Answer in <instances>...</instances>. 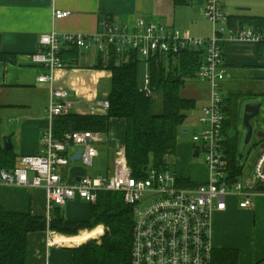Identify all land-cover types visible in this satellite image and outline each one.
<instances>
[{
  "label": "crops",
  "instance_id": "obj_1",
  "mask_svg": "<svg viewBox=\"0 0 264 264\" xmlns=\"http://www.w3.org/2000/svg\"><path fill=\"white\" fill-rule=\"evenodd\" d=\"M205 1L191 0L187 6H176L175 0H0L1 49L14 58V61L0 63V143L5 151V139L12 137L14 148L6 151L12 152L15 156V165L11 169L20 166L24 157L39 153L42 133L48 126L47 109L53 88L69 93L71 110L68 115L108 114V110L101 104L108 101L112 89V73L97 68L99 59L106 62L108 58L101 57L96 50L83 51L65 47L62 54L65 68L54 72L53 84L40 83L39 78L47 75L48 71L34 65L31 57L40 50L42 35L51 32L60 35H94L101 31V22L108 19L132 30L136 29L142 20L146 25L157 24L169 29L176 28L194 38L209 39L213 36V25L204 15ZM219 2L228 25L232 28H241L243 25L237 22L235 26H231L229 23L231 19L264 18V0ZM55 10L69 12L70 16L55 20ZM247 27L249 24L242 28ZM224 59L225 122H231L225 135L228 156L227 142L232 138L230 136L232 121L238 117L240 100L248 95L264 97V44L225 40ZM140 65L143 74L138 72V81L140 88H143L145 76L150 72V65L144 60H141ZM254 86L259 90H253ZM210 95L211 88L208 83L198 79L186 81L180 96L185 100H193L196 108L189 113L183 127L184 134H188L191 129L194 130V134L199 131L197 120L201 116L202 108L209 103ZM101 135L103 141L96 146L100 154L95 167L86 169L79 162H74L63 170L66 181L73 182L86 175L111 174L116 149L125 146L126 122L111 120L108 134ZM178 140L176 163L172 170L180 177L181 186L194 188L205 184L209 180L206 166V172L197 169L195 174L194 169L187 167L191 157L193 161L199 158L195 156V149L193 152V142L191 143L187 137ZM259 142L262 144L264 141ZM102 156L106 157L107 166L102 172L96 173V169L100 168ZM236 161L237 167L241 170L236 179L240 180L244 168L239 162L237 148ZM229 167L232 176L235 177L231 165ZM253 176L247 178L245 183L251 184ZM186 182L190 186H186L184 184ZM253 201L255 203L253 209L242 210L239 208V200L232 197L229 198L224 212L214 213L212 222L214 264L223 252H238V264H259L264 261V194H256ZM0 204L7 212L31 214L34 217L46 218L48 222L56 214H60L69 222H86L90 218L92 206L85 201L75 200L63 208L56 207L49 212L46 192L24 187H1ZM103 228L105 229L104 226ZM103 228L92 231L93 235L101 237L104 233ZM99 229H102V233L98 232ZM84 232L87 230L79 233ZM62 236L74 237L50 229L31 234L28 264H73L72 247L80 245L83 241L80 242L79 236L74 238Z\"/></svg>",
  "mask_w": 264,
  "mask_h": 264
},
{
  "label": "built area",
  "instance_id": "obj_2",
  "mask_svg": "<svg viewBox=\"0 0 264 264\" xmlns=\"http://www.w3.org/2000/svg\"><path fill=\"white\" fill-rule=\"evenodd\" d=\"M204 15L213 25V36L209 39L194 38L176 28L146 25L142 20L132 30L107 19L101 22V31L94 35L56 32L42 35L40 50L31 61L48 71L38 81L53 84L54 72L65 68L62 57L65 47L96 50L106 59L111 54L128 59L130 53H136L149 65L158 56L204 50L205 58L197 79L210 85L211 95L209 103L201 110L197 120L199 131L192 141L209 171L205 184L194 188L181 186L180 177L171 168L147 169L146 177L139 179L128 164L125 146L116 149L110 175H86L80 177L79 182V178L66 181L63 170L73 163L72 158L79 151H82L79 163L86 169L95 167L100 154L96 146L103 139L101 134L92 132H68L62 137L55 133V121L68 115L71 104L67 91L53 88L47 109L48 126L42 133L39 153L24 157L21 165L11 170L0 166V188L44 190L49 212L75 200L94 205L101 192L121 194L135 213L132 264H214V213L224 212L232 197L239 200L240 209H253V197L264 194L257 191L264 187V152L256 163L251 184L234 179L230 172L225 149L224 42L264 43V28L230 27L219 0H206ZM69 16V12L54 11L55 20ZM141 91L147 97L153 95L150 72L145 76ZM101 106L107 110L110 107L108 101ZM144 203L150 204L145 210H138Z\"/></svg>",
  "mask_w": 264,
  "mask_h": 264
},
{
  "label": "trees",
  "instance_id": "obj_3",
  "mask_svg": "<svg viewBox=\"0 0 264 264\" xmlns=\"http://www.w3.org/2000/svg\"><path fill=\"white\" fill-rule=\"evenodd\" d=\"M190 2L175 0V5L187 6ZM237 22L243 25L241 28L246 24L257 29L264 28V18L229 20L231 26ZM204 58L202 49L153 58L150 61L151 97H147L140 88L138 67L141 59L138 54L130 53L128 59L111 54L106 62L99 59L97 68L112 73V89L107 98L110 105L108 114L62 116L54 123L55 133L59 137L76 131L107 135L111 120H124L126 156L135 177L145 178L146 169L170 168L169 159L177 151L180 130L188 120L189 113L196 108V103L182 99L180 92L187 80L197 79ZM8 61H14V58L2 51L0 36V63ZM229 126L231 122H225V135ZM227 144L228 160L235 173L233 178L236 179L241 173L236 161V138H231ZM14 161L13 153L1 147L0 166L11 169L15 165ZM184 184L190 186L187 182ZM134 223L133 208L125 204L121 194L112 192L99 194L86 222H69L60 214L48 222L46 218L31 214L7 212L0 204V264H28L31 234L50 229L59 234L78 237L80 231L103 226L105 234L100 241L91 238L72 247L73 264H132ZM238 258V252H223L217 257L216 264H238ZM259 264H264V261Z\"/></svg>",
  "mask_w": 264,
  "mask_h": 264
},
{
  "label": "rangeland",
  "instance_id": "obj_4",
  "mask_svg": "<svg viewBox=\"0 0 264 264\" xmlns=\"http://www.w3.org/2000/svg\"><path fill=\"white\" fill-rule=\"evenodd\" d=\"M139 73H142V66L140 65L139 67ZM245 87V86H243ZM252 89V88H251ZM255 91H258L259 88H256V86H254ZM248 93V92H247ZM244 95H246V92L244 93ZM255 103H259L263 105L262 108V113L259 116V118H257L255 121H253V126H254V137L251 140V142L249 144H246V136H247V129L244 127L243 124V116H244V110L245 107L249 104H253L255 105ZM239 114L237 117V120L233 121V127L231 129V135L232 138H236L237 141V153H238V159L239 162L241 164V166L244 168V172L243 175L241 176L240 180L241 182L245 183L247 181V178H251L254 175L255 172V166L256 163L258 161V159L260 158L261 154H262V149L260 148V142L256 137V134L258 132H264V97H253V96H244L242 97V99L240 100L239 103V110H238ZM194 135V130H190V132L188 134H184V128H181L179 136L180 138H184L187 137L190 139V142L192 143V138ZM179 138V139H180ZM193 145V152H194V144ZM176 155V153H175ZM173 156L169 159L170 161V168L174 169V164L176 163V156ZM104 156L101 157L100 159V168L96 169V173H100L102 172L103 169H105L106 165V161H105ZM188 169L191 168V170L194 169L193 173L195 174V171L197 169L200 170V172H206L205 169V164L203 161V156H200L199 158L195 159V161L192 160V157L189 159V165H187ZM196 179V178H195ZM246 180V181H245ZM195 181H199V180H195ZM150 203H144L143 205H140L138 207V210H145L146 207L149 206ZM99 227V226H98ZM97 228V227H96ZM96 228H94L93 230H95ZM93 230H87V231H93ZM98 232L102 233V229H99ZM80 234V233H79ZM79 234H77L76 236H78ZM97 238L98 236L93 235L92 232H84L83 234H80L78 239L81 241H86L88 239L91 238ZM102 237L98 238V239H94V240H98L100 241ZM93 241V240H92Z\"/></svg>",
  "mask_w": 264,
  "mask_h": 264
},
{
  "label": "water",
  "instance_id": "obj_5",
  "mask_svg": "<svg viewBox=\"0 0 264 264\" xmlns=\"http://www.w3.org/2000/svg\"><path fill=\"white\" fill-rule=\"evenodd\" d=\"M263 105L262 104H249L245 107L244 110V116H243V124L244 127L247 129L248 133L246 136V144H249L254 136V126H253V121H255L259 116L261 115V110H262ZM256 137L260 141H264V132H258L256 134ZM13 142H12V137H7L5 139V144H4V149L5 151H11L13 150ZM260 148L264 150V142L260 144ZM82 156V151H79L73 158L72 162H79L81 160ZM195 156L198 157V151L195 152ZM147 171V169H146ZM78 182L80 181V178L77 180ZM258 192H264V187H260L257 189Z\"/></svg>",
  "mask_w": 264,
  "mask_h": 264
}]
</instances>
